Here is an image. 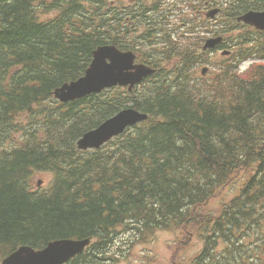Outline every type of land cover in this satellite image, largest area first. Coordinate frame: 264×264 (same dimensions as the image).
Returning <instances> with one entry per match:
<instances>
[{
	"label": "trees",
	"instance_id": "trees-1",
	"mask_svg": "<svg viewBox=\"0 0 264 264\" xmlns=\"http://www.w3.org/2000/svg\"><path fill=\"white\" fill-rule=\"evenodd\" d=\"M112 1L0 0V259L70 237L91 240L66 264H128L136 245L168 231L176 264H264V64L238 74L253 54L243 50L197 76L198 40L164 31L157 50L161 37L143 27L126 40L109 22ZM250 6L264 0H239ZM136 39H147L137 57L157 69L132 92L54 98L97 45ZM128 104L148 119L98 150L77 149L83 132ZM39 174L49 182L40 190ZM195 239L202 247L178 259Z\"/></svg>",
	"mask_w": 264,
	"mask_h": 264
},
{
	"label": "water",
	"instance_id": "water-1",
	"mask_svg": "<svg viewBox=\"0 0 264 264\" xmlns=\"http://www.w3.org/2000/svg\"><path fill=\"white\" fill-rule=\"evenodd\" d=\"M212 11L210 14H213ZM246 22L264 28V13L249 12L241 17ZM217 40L208 41L212 46ZM106 59H109L107 63ZM133 56L118 52L113 47L98 48L94 52V60L86 70L84 77L76 82L65 84L55 91V96L62 101L98 92L105 87L120 84L131 88L143 76L151 73V69L142 65H132ZM133 68L134 71H129ZM146 119V114L128 108L107 119L97 128L86 132L78 141V148H98L113 135L122 133L128 126ZM89 239L63 238L49 242L44 248L34 250L21 246L5 257L2 264H63L83 250Z\"/></svg>",
	"mask_w": 264,
	"mask_h": 264
},
{
	"label": "rangeland",
	"instance_id": "rangeland-1",
	"mask_svg": "<svg viewBox=\"0 0 264 264\" xmlns=\"http://www.w3.org/2000/svg\"><path fill=\"white\" fill-rule=\"evenodd\" d=\"M216 57V56H215ZM214 56H211V58H215ZM207 66V65H206ZM213 71L215 69H212ZM217 201V200H216ZM175 234L167 231H159L156 234V237L154 239V243L151 245V247L154 249L156 255L159 258L157 259V263L155 264H169L168 260L170 257V252L172 249V244L175 240ZM171 244V245H170ZM201 245L200 241L195 239L192 241L191 246L187 249L186 254H192L195 250L197 251V248H199ZM142 246L137 247L136 251L141 249ZM184 257V255H183ZM135 264H140L139 262H135Z\"/></svg>",
	"mask_w": 264,
	"mask_h": 264
},
{
	"label": "bare ground",
	"instance_id": "bare-ground-1",
	"mask_svg": "<svg viewBox=\"0 0 264 264\" xmlns=\"http://www.w3.org/2000/svg\"><path fill=\"white\" fill-rule=\"evenodd\" d=\"M160 93V92H159Z\"/></svg>",
	"mask_w": 264,
	"mask_h": 264
}]
</instances>
